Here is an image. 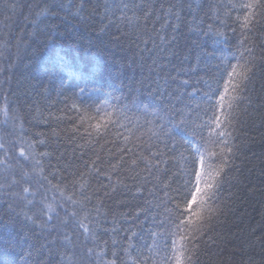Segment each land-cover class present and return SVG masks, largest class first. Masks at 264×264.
Here are the masks:
<instances>
[{
  "label": "snow or ice",
  "instance_id": "6c2138e0",
  "mask_svg": "<svg viewBox=\"0 0 264 264\" xmlns=\"http://www.w3.org/2000/svg\"><path fill=\"white\" fill-rule=\"evenodd\" d=\"M41 5L62 7L0 0V24L8 28L14 15ZM96 7L171 56H179L181 29L211 41V51L197 43L193 57L188 48L191 62L180 57L174 76L153 60L159 70L148 77L119 87L101 82L90 104L72 103L77 116L59 131L66 118L49 114L34 124L29 106L13 107L5 96L0 208L7 204L39 228L45 264H256L246 249L229 250L217 227L229 208L222 190L237 168L244 128L257 115L264 121V95L256 91L258 77L264 80V0H106ZM9 47L0 43V57ZM41 125L51 131H37ZM61 132L80 155L65 161L62 152L54 165L48 149Z\"/></svg>",
  "mask_w": 264,
  "mask_h": 264
},
{
  "label": "trees",
  "instance_id": "16d2710c",
  "mask_svg": "<svg viewBox=\"0 0 264 264\" xmlns=\"http://www.w3.org/2000/svg\"><path fill=\"white\" fill-rule=\"evenodd\" d=\"M39 2L20 0L22 4ZM105 2L87 0L84 10L77 13L84 0H48L49 4L62 7L43 11L44 5H41V8H33L31 14L25 8L22 15L13 16L14 23L8 28L0 24V43L3 40L10 42L8 51L0 57V68L4 69L0 72V104L7 96L13 107L21 104L31 108L30 116L27 113L26 116L29 119L35 117L34 124L51 114L52 118H66L58 128L52 123V128L58 131L70 128L67 118L77 116L76 110L71 109L72 103L78 106L90 104L100 95L98 85L101 82L119 87L148 77L150 72L159 70L153 60L164 66L163 72L174 76L176 73L171 69L173 65L179 66L180 57L185 58V64L191 62L187 58V49H191L194 57L195 44L205 43L202 36L181 29L177 39L179 56L161 52L159 48L154 49L150 41L143 42L147 36L139 37L136 31L115 17L105 18L103 7H96ZM69 4L72 6L68 7ZM115 16H120V12ZM210 44L211 41H207L205 46ZM234 44L235 40L232 41ZM207 50L211 51V47ZM262 84L264 80L258 77L257 94L264 95L260 91ZM85 87L87 91L81 96L79 89ZM36 130L48 133L51 128L41 125ZM241 140L243 149L236 161L237 168L231 173L233 179L222 190V199L229 208L220 218L217 232L224 237L229 250L244 248L256 264H264V247L261 246L264 240V121L258 115L248 120ZM48 150L53 153L51 162L54 165L62 152L65 161L74 151L76 156L80 155L78 147L64 139L63 132L59 142L54 140L53 147ZM176 167L179 168V163ZM173 188H176L175 184ZM7 209V204L0 208V264H45L48 249L39 228L23 215L10 213ZM126 210L119 209L121 212ZM236 259L238 262L239 257Z\"/></svg>",
  "mask_w": 264,
  "mask_h": 264
}]
</instances>
